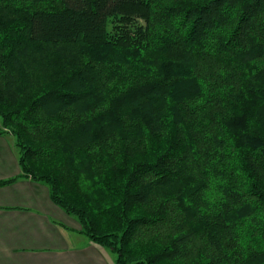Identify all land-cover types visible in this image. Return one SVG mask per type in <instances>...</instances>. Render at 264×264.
<instances>
[{
    "label": "trees",
    "instance_id": "1",
    "mask_svg": "<svg viewBox=\"0 0 264 264\" xmlns=\"http://www.w3.org/2000/svg\"><path fill=\"white\" fill-rule=\"evenodd\" d=\"M0 135L116 264H264V0H0Z\"/></svg>",
    "mask_w": 264,
    "mask_h": 264
},
{
    "label": "crops",
    "instance_id": "2",
    "mask_svg": "<svg viewBox=\"0 0 264 264\" xmlns=\"http://www.w3.org/2000/svg\"><path fill=\"white\" fill-rule=\"evenodd\" d=\"M14 138L0 135V264H114L80 236L81 225L53 203L44 184L22 178Z\"/></svg>",
    "mask_w": 264,
    "mask_h": 264
},
{
    "label": "rangeland",
    "instance_id": "3",
    "mask_svg": "<svg viewBox=\"0 0 264 264\" xmlns=\"http://www.w3.org/2000/svg\"><path fill=\"white\" fill-rule=\"evenodd\" d=\"M11 136V135H10ZM82 236H80L84 241H90V238L88 236H85L83 234H81ZM101 250L103 251V253L106 255V257L108 259H112V262L114 261V264H116V254L109 250V249H106V248H101Z\"/></svg>",
    "mask_w": 264,
    "mask_h": 264
}]
</instances>
